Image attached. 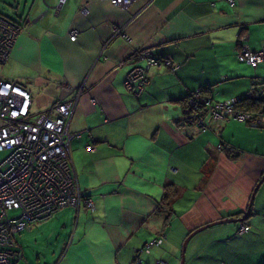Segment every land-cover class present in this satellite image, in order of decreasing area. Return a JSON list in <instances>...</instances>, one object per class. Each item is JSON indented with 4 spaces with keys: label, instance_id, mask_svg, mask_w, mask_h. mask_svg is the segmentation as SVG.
<instances>
[{
    "label": "crops",
    "instance_id": "crops-1",
    "mask_svg": "<svg viewBox=\"0 0 264 264\" xmlns=\"http://www.w3.org/2000/svg\"><path fill=\"white\" fill-rule=\"evenodd\" d=\"M42 1L20 15L0 77L29 89L33 115L75 99L68 128L79 135L68 148L82 200L53 212L62 227L73 223L46 264H178L184 238L204 224L186 239L183 264H264V178L251 197L264 173V125L181 120L188 92L205 86L224 100L264 77V0ZM243 46L261 49V61L238 60ZM133 64L146 68L138 94L123 85ZM167 186L173 193L159 207ZM250 197L247 216L229 220ZM241 222L248 229L237 233ZM158 235L161 243L140 250Z\"/></svg>",
    "mask_w": 264,
    "mask_h": 264
},
{
    "label": "built area",
    "instance_id": "built-area-1",
    "mask_svg": "<svg viewBox=\"0 0 264 264\" xmlns=\"http://www.w3.org/2000/svg\"><path fill=\"white\" fill-rule=\"evenodd\" d=\"M108 1L125 7L131 0ZM18 31L16 23L0 14V63L7 59ZM74 36L75 30H71L70 38ZM139 54H145L148 63L156 61L143 49ZM236 57L255 65L263 58V52L243 46L237 50ZM145 81L146 68L138 64H133L123 77L124 87L135 94ZM237 100L238 96L214 100L199 89L190 91L181 120L192 122L200 129L210 127L211 123L220 126L229 117L264 125V113L238 110ZM74 103V98L58 99L33 115L29 89L20 81L0 77V151L5 152L0 158V264H13L22 257L15 236L29 223L45 219L61 207H77L82 200L68 148V140L79 135L68 128ZM85 147L94 148L91 142ZM228 148L233 151L231 146ZM86 203L92 206L90 200L86 199ZM247 229L248 224L241 222L236 231ZM161 241V235L148 239L140 250L147 252ZM155 264L167 262L159 258Z\"/></svg>",
    "mask_w": 264,
    "mask_h": 264
},
{
    "label": "rangeland",
    "instance_id": "rangeland-1",
    "mask_svg": "<svg viewBox=\"0 0 264 264\" xmlns=\"http://www.w3.org/2000/svg\"><path fill=\"white\" fill-rule=\"evenodd\" d=\"M39 1L43 3L42 0H0V13L18 20L23 12L26 14L30 10V7H34L35 3ZM1 66H3V63H0ZM4 153V151H0V158L3 157ZM66 211L72 216L71 208H67ZM10 213H16V211H10ZM58 213L59 211L46 219L31 222L26 229L16 234L15 237L20 242L24 256L14 262V264H46L54 261L62 248V242L67 243L69 231L73 223L71 220V226L66 224L62 227L61 217L57 216ZM30 228H33V230L30 234H27V240H22L21 236L25 235ZM180 257L181 251L178 264ZM150 264L152 263L150 262Z\"/></svg>",
    "mask_w": 264,
    "mask_h": 264
},
{
    "label": "trees",
    "instance_id": "trees-1",
    "mask_svg": "<svg viewBox=\"0 0 264 264\" xmlns=\"http://www.w3.org/2000/svg\"><path fill=\"white\" fill-rule=\"evenodd\" d=\"M2 15L6 17L7 19L11 20L12 22L16 23L18 27L20 28V24L18 20L12 19L11 17H8L4 14ZM201 87H200V90L204 91L205 86H201ZM187 94L182 99L183 106H184V101H185ZM235 108L238 110H243V111H253L256 113H259V112L264 113V77L259 78L258 80H255L252 83L250 92H246L244 94L238 95V100L235 102ZM219 144H220V147L222 146L227 147L226 150L229 151L230 153V150L228 148L229 146L227 145L224 146L222 144V141ZM166 188L167 190L165 189L163 191V195L160 199V203L158 204L159 207H166L169 203L168 202L169 195L173 193V190H174L173 187L169 188V190H168V186Z\"/></svg>",
    "mask_w": 264,
    "mask_h": 264
},
{
    "label": "water",
    "instance_id": "water-1",
    "mask_svg": "<svg viewBox=\"0 0 264 264\" xmlns=\"http://www.w3.org/2000/svg\"><path fill=\"white\" fill-rule=\"evenodd\" d=\"M263 178H264V173L261 175V177H260V178L258 179V181L256 182L254 188L252 189L251 197L253 196V193H254V191H255L257 185L260 183V181H261ZM251 197H250V200H249V202H248V207H247V209H246V212H245L241 217H234V218H230V217H229L228 219H229V220H232V221H238V220H241V219L245 218V217L247 216V214H248V211H249V206H250V203H251ZM204 225H206V224H204ZM204 225H201V226H198V227L193 228V229L188 233V235L184 238L183 243H182V246H181V257H180V262H179V264H183L184 243H185L186 239H187V238L189 237V235H190L191 233H193L196 229H198V228H200V227H202V226H204Z\"/></svg>",
    "mask_w": 264,
    "mask_h": 264
}]
</instances>
